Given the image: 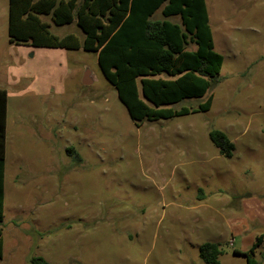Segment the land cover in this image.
Masks as SVG:
<instances>
[{
    "label": "rangeland",
    "instance_id": "rangeland-1",
    "mask_svg": "<svg viewBox=\"0 0 264 264\" xmlns=\"http://www.w3.org/2000/svg\"><path fill=\"white\" fill-rule=\"evenodd\" d=\"M205 3L223 56L217 82L170 106L212 93L210 108L137 122L98 52L9 41L0 0L8 95L0 264L38 255L53 264H204L205 241L219 243L222 264H246L233 249L248 250L259 235L254 256L264 264V0ZM41 18L52 33L83 39L75 21ZM212 129L233 142L231 157Z\"/></svg>",
    "mask_w": 264,
    "mask_h": 264
},
{
    "label": "trees",
    "instance_id": "trees-1",
    "mask_svg": "<svg viewBox=\"0 0 264 264\" xmlns=\"http://www.w3.org/2000/svg\"><path fill=\"white\" fill-rule=\"evenodd\" d=\"M41 15L49 16L55 25L75 21L83 39L72 32L52 33L50 22ZM174 16L178 21L172 20ZM7 35L16 43L98 52L103 75L118 83L120 97L137 122L208 110L212 93L196 106L170 105L204 96L217 82L223 63L214 49L205 0H8ZM7 97L6 89L0 88V259ZM209 138L220 154L232 156L234 144L225 132L212 129ZM261 237L248 250L233 252L243 255L246 264H257L254 253ZM221 253L217 242L205 241L198 247L204 264H222ZM30 264L53 263L38 255L31 257Z\"/></svg>",
    "mask_w": 264,
    "mask_h": 264
},
{
    "label": "water",
    "instance_id": "water-1",
    "mask_svg": "<svg viewBox=\"0 0 264 264\" xmlns=\"http://www.w3.org/2000/svg\"><path fill=\"white\" fill-rule=\"evenodd\" d=\"M85 75H86V78H84ZM85 75H84V77H83V79H82V83H83V84H88V83H90V82L92 81V80L89 78V71H87V72L85 73Z\"/></svg>",
    "mask_w": 264,
    "mask_h": 264
},
{
    "label": "crops",
    "instance_id": "crops-1",
    "mask_svg": "<svg viewBox=\"0 0 264 264\" xmlns=\"http://www.w3.org/2000/svg\"><path fill=\"white\" fill-rule=\"evenodd\" d=\"M89 78L92 80V78L90 77V73H89Z\"/></svg>",
    "mask_w": 264,
    "mask_h": 264
}]
</instances>
